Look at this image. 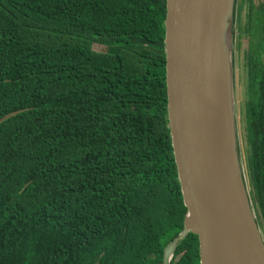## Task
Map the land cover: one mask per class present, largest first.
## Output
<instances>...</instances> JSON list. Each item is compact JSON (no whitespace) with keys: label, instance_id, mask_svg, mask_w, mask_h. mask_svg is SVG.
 <instances>
[{"label":"trees","instance_id":"16d2710c","mask_svg":"<svg viewBox=\"0 0 264 264\" xmlns=\"http://www.w3.org/2000/svg\"><path fill=\"white\" fill-rule=\"evenodd\" d=\"M248 4L244 166L264 238V2ZM165 16L166 0H0V264H162L186 214ZM170 264H199L196 235Z\"/></svg>","mask_w":264,"mask_h":264},{"label":"water","instance_id":"95a60500","mask_svg":"<svg viewBox=\"0 0 264 264\" xmlns=\"http://www.w3.org/2000/svg\"><path fill=\"white\" fill-rule=\"evenodd\" d=\"M234 5L235 0H166L167 120L186 214L162 264L171 263L188 234L198 238L199 264H264V238L237 140Z\"/></svg>","mask_w":264,"mask_h":264},{"label":"rangeland","instance_id":"374dc122","mask_svg":"<svg viewBox=\"0 0 264 264\" xmlns=\"http://www.w3.org/2000/svg\"><path fill=\"white\" fill-rule=\"evenodd\" d=\"M248 0H235L234 5V20L230 28V54L232 61V79H233V94H234V113L236 118L237 140L239 145V153L242 160L244 159L245 149V104L248 100L247 95V63L251 54V46L255 44V40L251 36L250 28L253 26L255 30L256 22H252L249 26L248 19ZM257 5L258 2L254 1ZM93 49L98 52H104L102 46H93ZM244 179L247 183L246 171L243 169Z\"/></svg>","mask_w":264,"mask_h":264},{"label":"flooded vegetation","instance_id":"af4514ba","mask_svg":"<svg viewBox=\"0 0 264 264\" xmlns=\"http://www.w3.org/2000/svg\"><path fill=\"white\" fill-rule=\"evenodd\" d=\"M254 1H257L258 3H260V2H262V1H260V0H253V3H254ZM248 2V1H247ZM264 2V1H263Z\"/></svg>","mask_w":264,"mask_h":264}]
</instances>
